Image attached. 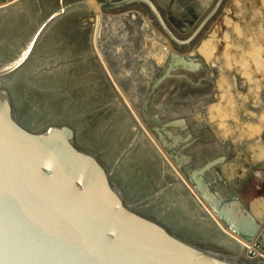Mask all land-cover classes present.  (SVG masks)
<instances>
[{
  "label": "water",
  "instance_id": "water-1",
  "mask_svg": "<svg viewBox=\"0 0 264 264\" xmlns=\"http://www.w3.org/2000/svg\"><path fill=\"white\" fill-rule=\"evenodd\" d=\"M23 1L0 9V15L18 13ZM223 2L213 0L190 31L188 23L172 25L152 0H56L54 9L38 15L23 44L6 48L0 43V264H264L205 216L144 137L107 77L110 106L128 119L133 133L111 159L105 149L82 138L70 102L56 95L44 100V106L28 90L38 73L26 65L62 19L81 16L90 33L91 57L96 54L90 20L96 14L131 19L145 41L171 51L145 91L139 122L220 224L250 243L260 224L234 191L237 179L227 184L219 173L232 160V144L218 140L205 123L191 117L216 103L210 68L191 49ZM139 140L161 161L170 182L132 194L120 182L121 168ZM173 186L195 209L196 221L171 207L154 208L161 200L166 206L178 205ZM259 243L263 248L264 231Z\"/></svg>",
  "mask_w": 264,
  "mask_h": 264
},
{
  "label": "flooded vegetation",
  "instance_id": "flooded-vegetation-1",
  "mask_svg": "<svg viewBox=\"0 0 264 264\" xmlns=\"http://www.w3.org/2000/svg\"><path fill=\"white\" fill-rule=\"evenodd\" d=\"M15 1L16 0H9L0 3V9L11 5ZM52 4L56 5V0H24L17 10L18 13L0 15V43H5L6 48H9L10 46L18 47L23 44L28 40V37L35 29V19L38 15L42 17L50 9H54L55 6L53 7ZM124 18L127 17L122 16L121 21L132 23L131 19L125 20ZM98 24L95 25L98 26ZM97 32L98 31L94 32V40L96 42L95 48L97 45ZM126 40V38H122L120 42H126ZM58 47L60 48V51L57 49ZM7 51L10 50L7 49ZM159 52H162L165 56L167 49L161 47V49L155 52V54ZM63 54L64 56L62 57ZM91 58L92 57L89 55L88 37L84 36V20L81 19V16L79 15L62 19L50 29L48 34L43 38L41 44L36 48L33 59L26 65V68L29 71L38 73L33 79L31 78V84L28 85V90L37 94L41 104L44 106V100H48L50 97L54 98L59 96L61 99L70 102L76 113L77 127L79 128L82 138L105 149L104 155L111 159L115 153L114 149L117 146H119V148L122 147V145L132 138L131 135L133 133L128 119L117 109L110 106L113 101V94L105 82L100 70L95 67L93 69L90 68V64L93 63L88 64V69L85 67L86 63L84 61L90 60ZM98 60L114 90L119 95L120 99H122L124 106L134 118L136 124L140 127L141 125L138 124L139 119L137 114H135V111L126 100L125 95L118 88L114 77L110 73L107 59L102 57L101 59L98 58ZM151 66L154 70L162 69L163 67L161 63L157 66L151 64ZM155 75L156 74L149 77L145 73L143 77L150 82ZM84 77H91L93 80L95 79L97 81L96 88L91 87L89 91L84 89ZM129 90L132 92L133 88L131 87ZM119 129L124 130L127 135L125 137L121 136V134L116 131ZM141 132L161 156L168 168L172 170L171 173H173L176 178H182V176L170 164L166 155L161 151L146 129L144 128ZM258 149H260V147ZM257 154H259L258 151ZM127 158L128 159L124 161L123 167L121 168L120 182H123L132 194H143L158 187L161 185V182H170V177L168 176V173H166L161 161L141 140L137 141L130 157ZM262 160L264 159L260 157L257 163ZM228 167L230 168H224V166H222L219 169V173L227 184L232 185L235 180V173L231 164ZM238 186L239 182L237 185H233V189L237 195L238 192L236 189ZM172 188H174L173 192L176 194V197L173 198L177 201L178 205L175 207V205L171 203L166 206V202L161 200L160 204L154 208L165 209L171 207V209L175 211L178 210V212H183L186 217L189 215L191 218L195 217V209L187 199H184V194L180 193V190L176 187L173 186ZM186 191L199 205L202 211H204V214L207 215L211 221H214V216L206 206H204L194 191ZM238 197L244 205H246L245 201L239 195ZM250 200L251 201L249 202H251V205H254L252 202L253 198ZM253 201H255V199ZM263 201L264 197L258 198L255 201L257 209L253 214L256 217L258 216L257 218L264 217ZM250 208L251 207L249 206L248 210H253ZM196 220L197 218L195 217L194 221ZM215 222L217 225H220L216 220ZM260 225L262 232H260L257 237H260L263 233L264 219L260 221ZM214 226L217 227L216 225ZM226 234L227 233H224L223 235H229ZM228 238L232 241H236L230 235ZM244 245L249 252L252 253L255 259L264 261V253L262 252L261 246L251 247L246 243H244Z\"/></svg>",
  "mask_w": 264,
  "mask_h": 264
},
{
  "label": "rangeland",
  "instance_id": "rangeland-1",
  "mask_svg": "<svg viewBox=\"0 0 264 264\" xmlns=\"http://www.w3.org/2000/svg\"><path fill=\"white\" fill-rule=\"evenodd\" d=\"M152 1L165 18L167 17L166 11L174 8L178 19L174 24L188 23L192 25L190 31L202 19V17H199L198 21L195 22L199 13L202 12L200 0ZM161 3L163 4L160 5ZM54 4H52L53 7L55 6ZM86 23L88 24V21ZM98 26H94L95 32L100 30V26ZM105 29H108V27ZM88 33L86 27H84V36H88ZM116 34L117 37L115 35H113L114 37H108L111 42L108 57H112L113 65L112 63L111 65L113 69L118 71L121 77L126 75L127 78L124 81L133 88V84L135 86L143 78L144 74L150 71L151 64L157 66L161 63L160 59L156 60L157 58H155V52L160 50L161 47L145 41L133 21L132 23L124 22V25L118 28ZM98 37L101 39L100 35ZM122 38H126L128 41L120 42ZM95 43L94 40V51ZM115 43L129 44L130 48L127 46V49L125 46L119 47L114 45ZM201 43L211 46L208 60L209 65L212 67H210L212 69L211 73L215 79L216 73L213 70H222L230 84V86L228 85L230 94H228L231 99L226 97V105L220 104L218 110L214 111L213 114H208L207 110L218 102L216 91V103L206 107L207 109L203 108L196 111L191 114V117L198 123H205L212 132L215 129L214 135L218 140L222 142L229 141L232 144L233 150L230 164L234 169L235 179L239 182L236 191L247 206L251 198L264 197V160L256 164L251 161L256 151L264 159V111L258 113V115L256 112L264 106V0H224L216 18L191 51H195ZM57 49L60 51L59 47ZM96 50L100 51L101 49L98 46ZM84 62L87 69L88 64L93 63L90 64V68H98L101 74L103 73L97 55ZM106 77L105 75L103 76L109 86ZM250 82H254L251 85L252 89H250ZM96 86L97 81L95 79L84 77V89L89 91L91 87L96 88ZM134 92L135 89L131 93ZM256 98L259 102L254 103L256 108H252V101ZM253 115H257V125ZM222 116H227V120L226 117L223 118ZM245 123L247 124L246 126ZM255 125L256 128L263 129L261 131L262 135L248 139V130ZM255 144L259 146L257 147ZM259 147L260 149H258Z\"/></svg>",
  "mask_w": 264,
  "mask_h": 264
},
{
  "label": "bare ground",
  "instance_id": "bare-ground-1",
  "mask_svg": "<svg viewBox=\"0 0 264 264\" xmlns=\"http://www.w3.org/2000/svg\"><path fill=\"white\" fill-rule=\"evenodd\" d=\"M4 1H9V0H4ZM17 1V0H16ZM15 1V2H16ZM88 3H96V1L97 0H86ZM212 1L213 0H200V5H201V7H202V12H200L199 13V15L197 16V18L195 19V22L196 21H198V19H199V17H203L204 16V14L206 13V9H208L209 8V6H210V4L212 3ZM163 3H161L160 5H162ZM162 7V6H161ZM162 8H164V7H162ZM166 19L168 20V21H170L171 22V24L172 25H174V23H176V21H178V19L176 18V12H175V9L174 8H170L168 11H166ZM196 16V15H195ZM122 20V16H108V17H100V16H98L97 14H96V17H94V19H92V20H90L91 21V23L93 24V25H97L98 24V22H99V26H100V30L97 32V45H96V48H95V52H96V55H97V58H99V59H101L102 57H105L106 59H107V65L109 66V68H110V73H111V75L114 77V80L116 81V84H117V86H118V88L122 91V93L125 95V98H126V100L130 103V105H131V107L133 108V110L135 111V114H137V116H138V108H139V105H140V103H141V101H142V99H143V97H144V94H145V91H146V89H147V87H148V85H149V83L152 81H150V82H148L147 81V79L146 78H142L139 82H137L136 84H135V86H134V84H133V89H135V92L134 93H131V91L129 90V88H131V86H129V85H127V83H126V81H124V79H126L127 78V76L126 75H123L122 77L119 75V73H118V71H116V70H114L113 69V61H112V57H108V51H109V48H111V47H109V45L111 44V42L109 41V39H108V37H110V36H113V35H117L116 34V31L118 30V28L119 27H122L123 25H124V21H121ZM98 26V27H99ZM106 27H108V29H105ZM101 36V39L98 37V36ZM114 37V36H113ZM117 37V36H116ZM114 45H117V46H127L128 48H130L128 45H123V44H114ZM98 46H99V49H101L100 51H97L96 49L98 48ZM106 47H107V49H106ZM127 47H126V49H127ZM211 46H208L207 44H203V43H201L198 47H197V49L195 50V51H193V52H191L192 54H197V55H199L204 61H205V63H207V65L209 66V68L211 67V65H209V63H208V60H209V58H210V53H211V48H210ZM106 49V50H105ZM117 52H119V51H117ZM171 51H169V50H167V52H166V55L164 56V54L162 53V52H159V53H157V54H155V57L157 58L156 60H158V59H160L161 60V64L162 65H164V62H165V59H166V57H167V55L170 53ZM131 55V54H130ZM118 56H120V54H118ZM117 56V57H118ZM116 57V58H117ZM111 63H112V65H111ZM102 67V66H101ZM108 68V69H109ZM163 68V67H162ZM212 68V67H211ZM210 68V71L212 72V69ZM162 71V69H157V70H154V68L151 66V69H150V71H148L146 74L149 76V77H151V76H153L154 74H156L154 77H156L160 72ZM213 71H215V80H216V91H217V99H218V102L215 104V106H212V108H208L209 110H207L208 111V114H213V112L214 111H216V110H218L219 109V105L220 104H222V105H226V100H227V98H230V96H229V94H230V89H229V87H228V85L230 86V84H229V82L227 81V79H226V76H224V73L222 72V70L220 71V70H217V69H215V70H213ZM122 74V73H121ZM254 82H250V89H252V84H253ZM129 87V88H128ZM229 93V94H228ZM228 95V96H227ZM227 97V98H226ZM231 99V98H230ZM230 101V100H229ZM257 102H259V100H257V98L255 99V100H253L252 101V108H256L255 107V104L254 103H257ZM261 103V102H260ZM262 104H263V101H262ZM226 107V106H225ZM229 108V107H228ZM228 108H226V109H228ZM127 109V108H126ZM207 109V108H206ZM225 109V110H226ZM224 110V111H225ZM262 111H264V106H262V109H260V110H258V111H256L257 112V115H258V113H261ZM220 112V111H219ZM222 114H224L223 112H222ZM257 115H253L254 116V120H255V124L257 125V119H256V117H257ZM201 116V115H200ZM202 117V116H201ZM223 118H225L226 117V120H227V116H222ZM229 117V116H228ZM232 118V117H231ZM246 119V118H245ZM244 119V120H245ZM225 120V119H224ZM199 121V120H198ZM249 121V120H248ZM247 121V122H248ZM200 122V121H199ZM232 122V121H231ZM246 122V123H247ZM245 123V126L247 125V124H249V123H247L246 124ZM138 124H140L141 126V131H143V129H144V127L142 126V124L139 122ZM256 125L253 127V128H250L249 130H248V139L249 138H251V137H259L260 135H262V133H261V131L263 130V129H260V128H256ZM245 128V127H244ZM213 129V128H212ZM214 130V132H216L215 131V129H213ZM212 131V130H211ZM235 131V130H234ZM213 132V133H214ZM246 133V132H245ZM234 135V134H233ZM220 136V135H219ZM247 136V135H246ZM145 137V136H144ZM146 138V137H145ZM251 140V139H250ZM148 141V140H147ZM240 145H242V144H240ZM257 147L259 146V145H257V144H255ZM255 149V148H254ZM253 149V150H254ZM256 154V155H255ZM254 155H253V157L251 158V161H253V163H257V161H258V159L261 157V155L259 154H257V151H256V153H255ZM228 166H230V163L229 164H227L226 166H224V168L225 167H227V168H230V167H228ZM173 169V168H172ZM170 171H172L171 169H170ZM178 174V173H177ZM182 176V175H181ZM176 178V177H175ZM177 179V181L179 182V184L182 186V188L186 191V190H193L194 191V189L191 187V184H190V182L186 179V178H184L183 176H182V178H176ZM184 179V180H183ZM187 192V191H186ZM194 193L196 194V192L194 191ZM197 195V194H196ZM197 197H198V195H197ZM199 198V197H198ZM258 198H262L261 196L260 197H255V198H253V200L255 199V201H256V199H258ZM200 199V198H199ZM252 199V198H251ZM252 200V202L254 203V205H251V202H248V204H247V208H249V206L251 207L250 209H253V210H249L250 211V213H251V215L254 217V219L260 224V221H262V219H264V217H260V218H257L253 213H255L254 211L257 209V206H256V203H255V201H253ZM200 201L204 204V206H206V208L209 210V208H208V206L204 203V201H202L201 199H200ZM251 201V200H250ZM263 205H264V201H263ZM200 208V207H199ZM201 209V208H200ZM202 210V209H201ZM210 211V210H209ZM203 213H204V211H202ZM210 213H211V211H210ZM212 214V213H211ZM213 215V214H212ZM206 217H207V215H205ZM214 216V215H213ZM208 219H209V217H207ZM215 218V217H214ZM210 220V219H209ZM215 220L220 224V222L218 221V219H216L215 218ZM215 220L214 221H211V222H213V224L214 225H216L217 227V229L221 232V233H227L226 235H230L233 239H235L236 241H233L234 243H236L237 245H239L242 249H244L246 252H249V250L245 247V245H244V243H246V242H244V241H241V239L240 238H238V237H235L234 235H232L231 233H229L221 224L220 225H217L216 224V222H215ZM218 226H220V227H218ZM260 232H262V230H261V225H260ZM259 232V233H260ZM228 235V236H229ZM259 235V234H258ZM257 235V236H258ZM228 236H226V237H228ZM256 236V238L253 240V241H251L250 243H246L247 245H249V246H251V247H254V246H260V243H259V239H260V237H257ZM244 242V243H243ZM263 246H264V244H263ZM263 250H264V247L262 248ZM250 253V252H249ZM251 254V256L253 257V255H252V253H250ZM253 259H255L254 257H253ZM255 260H260V259H255ZM262 261V260H261ZM264 262V261H263Z\"/></svg>",
  "mask_w": 264,
  "mask_h": 264
}]
</instances>
